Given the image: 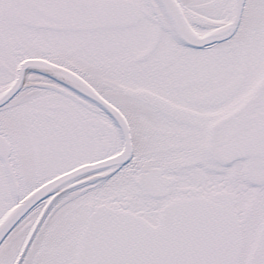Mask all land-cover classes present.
I'll return each instance as SVG.
<instances>
[{
	"label": "snow or ice",
	"instance_id": "6c2138e0",
	"mask_svg": "<svg viewBox=\"0 0 264 264\" xmlns=\"http://www.w3.org/2000/svg\"><path fill=\"white\" fill-rule=\"evenodd\" d=\"M0 264H264V0H0Z\"/></svg>",
	"mask_w": 264,
	"mask_h": 264
}]
</instances>
